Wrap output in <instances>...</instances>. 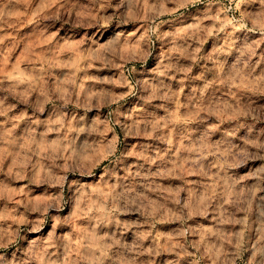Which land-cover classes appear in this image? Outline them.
Returning a JSON list of instances; mask_svg holds the SVG:
<instances>
[{
    "label": "clouds",
    "instance_id": "obj_1",
    "mask_svg": "<svg viewBox=\"0 0 264 264\" xmlns=\"http://www.w3.org/2000/svg\"><path fill=\"white\" fill-rule=\"evenodd\" d=\"M0 264H264V0H0Z\"/></svg>",
    "mask_w": 264,
    "mask_h": 264
}]
</instances>
